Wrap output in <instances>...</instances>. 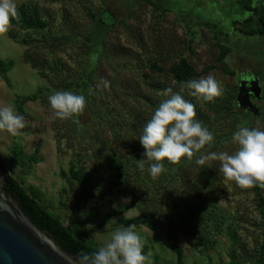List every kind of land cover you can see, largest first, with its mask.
<instances>
[{"label":"rangeland","instance_id":"374dc122","mask_svg":"<svg viewBox=\"0 0 264 264\" xmlns=\"http://www.w3.org/2000/svg\"><path fill=\"white\" fill-rule=\"evenodd\" d=\"M123 1L132 9L128 10ZM248 1L253 5L263 3V0ZM17 4L18 8L22 4L36 8L40 17L49 22L51 35L82 38L93 30L91 15L107 10L114 18L115 24L106 37L108 61H104L97 69L94 83L96 85L101 79H107L110 88L103 92L97 91L98 94L91 99L80 117L83 123L90 125L92 133L88 137L93 134L100 136L109 141V147H118L123 156L137 153L139 159L144 158L145 149L139 141L143 133L140 132L141 128L136 130L135 121H139L137 118L142 116L146 119L144 125L147 124L156 107L148 105L138 96L151 97L158 102L164 99L142 79L144 74H149L148 67L152 62L168 70L179 59H187L201 74L200 77L209 73L215 76L224 87L223 96L230 94L233 89H239L241 76L264 73V39L243 36L235 32L232 25L235 20L243 21L247 18L239 0H17ZM205 23L216 24L218 31L226 34L220 36V41L232 49L225 64L234 73L233 76L225 74L222 65L217 63L220 49L214 33L204 26ZM43 38V35L19 31L14 27L0 35V60L15 63L9 74L10 84L0 77V106L9 103L15 105L17 96L34 94L43 86L51 85V81L60 75L74 73L85 60V52L76 40L66 51L54 52L40 44ZM27 53L38 64V68L26 61ZM210 67L214 69L205 73ZM150 81L165 88L175 87L168 73L162 77L152 76ZM262 86V100L255 102V106L264 112ZM184 94L191 101L194 100L208 117L214 118L202 99L190 96L187 92ZM108 109L114 115H109ZM22 115L28 121L23 136L13 137L6 132L0 133V159L10 169L15 148L20 147L27 156L39 150L41 163L32 168L21 166L12 170V176L24 188L32 186L39 189L41 204L60 216L64 222L67 223L68 218L72 217L85 231L103 226V231L94 235L96 243L101 247L111 238L116 228L127 227L118 224V219L135 220L145 213L154 214L161 223L158 230L136 226V231L145 240L144 253H151L153 264H177L175 248L183 250L184 264H230L231 244L225 234L218 236L215 248L205 254L200 243L181 232L179 225L182 220L180 224L178 222L183 213L181 205L184 193L177 188L163 194L152 190L155 184L160 186V176L157 179L150 177L149 192L154 202H142L135 210L129 209L131 199L119 194H113L99 204L83 203L78 188L63 179L61 173L68 172L73 163L77 169L94 171L97 168L87 135H84L87 139L80 145L75 141L70 142V134L66 131L70 120L53 119L50 106L47 108L39 103L28 104ZM103 119L121 124L119 134L122 143L111 139L112 132L108 127L94 125ZM221 122L222 125L218 124V127L224 129L232 120L223 119ZM257 126L264 130V118L259 121V125L255 122L254 127ZM220 131L212 132L217 137ZM105 146L100 144L99 150L105 149ZM237 147L232 141L215 149L206 146L201 155L214 151H228L231 154ZM82 151V155H77ZM107 154L108 151L105 156ZM204 166L214 174L218 194L216 205L225 216L232 218L244 247L255 251L262 240L261 218L251 189H241L235 182L225 179L218 171V162L207 161ZM186 173L197 181L192 166L188 167ZM94 186L102 192L107 191L108 172ZM162 198L164 201L161 202Z\"/></svg>","mask_w":264,"mask_h":264},{"label":"trees","instance_id":"16d2710c","mask_svg":"<svg viewBox=\"0 0 264 264\" xmlns=\"http://www.w3.org/2000/svg\"><path fill=\"white\" fill-rule=\"evenodd\" d=\"M124 3V1H123ZM107 4V3H106ZM128 10H131V6L124 3ZM239 5L246 13L247 18L243 21L235 20L232 22L235 32L240 33L246 37H261L264 39V0L261 5H253L248 0H239ZM19 20H13V27L19 31L27 33H35L43 35L44 38L39 42L43 47L51 51H66L68 47L75 44V40L79 42L85 52V60L81 64L80 68L74 73H67L60 75L57 79L51 81V85L43 86L36 93L17 96L15 102L16 110L23 114L25 107L28 104L39 103L44 107H49L48 96L58 90H69L77 94L85 95L88 104L91 99L98 94L89 96V88H94L95 80L97 77V69L104 61H108L109 52L107 49L106 37L112 29V25L115 24L114 18L110 15L109 11L105 10L97 15H91L93 22V30L90 34L83 36L82 38L70 37L66 35H51L50 24L48 21L43 20L36 8H32L29 5L22 4L19 8ZM123 25V24H122ZM205 27L214 33V39L220 49L217 63L221 64L225 74L233 76L226 66L225 60L232 53V49L220 41V36L226 35L222 31H218V26L212 23H205ZM76 38V39H75ZM23 45H27L23 43ZM31 47V46H30ZM28 47V48H30ZM26 61L32 63L34 68H38V64H35L31 60V55L26 54ZM15 63L13 61L3 62L0 60V77L3 78L7 84H10L9 74L14 69ZM149 74H144L142 79L148 87L156 94L161 95L164 86L158 83H152L150 78L162 77L164 75L170 76L171 81L175 83L174 90H179V85L182 82L188 80L197 79L201 76L196 69L189 63L187 59L181 58L179 61L173 63L168 70L160 66L156 62H152L149 67ZM214 67H210L205 70V73L213 70ZM239 89H233V91L212 102H205L208 110L214 114V118L208 117L198 106L194 100H190L184 93L186 100L190 101L196 106L197 119L202 122L210 131L221 130L220 134L215 137V144L213 149L219 146L226 145L232 141V136L235 131L241 126L254 127L256 121H260L264 118V112H261L259 117H255L245 110H241L237 105V95ZM152 107H158L161 102L155 101L151 97L144 98L138 96ZM161 98L166 97L161 95ZM87 104V105H88ZM109 115H114V112L110 109L107 110ZM232 120L229 126L221 129L218 124L222 125L221 120ZM139 121L134 126L137 129L141 128L143 133L144 119L142 116L137 118ZM78 121V122H74ZM74 120H70L67 127V134L69 141H75L79 145L82 144L84 139L92 133L90 125L83 123L81 117H74ZM93 123V122H92ZM124 124V122H122ZM93 125V124H92ZM94 125L108 127L112 132L111 139L116 140L118 143H122V138L119 134L120 125L119 122H107L106 119L94 123ZM89 127V128H88ZM87 135L85 137L84 135ZM89 148L91 155L96 159L97 168L94 171H87L85 169H77L73 163L68 172L62 171L61 175L63 179L69 182L71 186L78 188L79 198L85 204H99L103 200L112 196L113 194L124 195L131 199L129 209L135 210L139 208L142 202L153 203L154 199L151 195V175L148 173V166L146 164L145 170L142 172L137 167V160L139 156L137 153L133 156H123L118 147H109V141L101 139L100 136L93 134L88 137ZM60 143V142H59ZM105 146V149L99 150V145ZM96 147V148H95ZM98 147V149H97ZM108 151L107 156H105ZM202 153H197L192 161H188L186 158H182L178 164H171L165 160L164 166L166 171L160 175L162 182L160 186L152 188L158 194L169 193L171 189L177 188L182 190L183 213L179 216V224L182 220L181 232L185 235L193 237L203 247V253L207 254L210 250L215 248V239L225 234L230 241L229 259L230 264H264V189L259 186L250 188L254 196V204L257 212L260 215V229L262 240L260 245L255 251H249L245 248L241 237L232 223V218H228L222 213L215 203L217 192L215 190V178L214 174L204 165H198L195 160ZM82 152H78L77 155H82ZM11 168L7 169L0 159V171L6 174L7 186L6 192L12 195L19 203L21 209L25 215L30 218L35 226L43 231L49 232L62 250L67 253L77 256L80 252L91 253L97 250L100 246L96 243L94 235L103 231V226L93 227L88 231L83 229V226L79 224L74 218L70 217L67 223L62 220L60 216L51 212L44 207L40 202V191L35 187L24 188L23 184L17 181L12 176V170L18 169L21 166L33 167L42 162L40 158L39 150L33 155H24L20 147L15 148L12 151ZM192 166L195 169L196 180H192L191 176L186 173L188 167ZM108 172L109 186L107 191L102 192L99 188L94 186L96 181L102 179ZM196 181V182H195ZM151 190V191H152ZM164 201L163 198L161 202ZM167 204V203H166ZM231 223L228 225V222ZM120 225L143 226L151 231H156L161 226L159 220L153 215L144 214L135 220L130 219H118ZM177 255V264H184L183 250L180 248L174 249Z\"/></svg>","mask_w":264,"mask_h":264},{"label":"clouds","instance_id":"9594fccd","mask_svg":"<svg viewBox=\"0 0 264 264\" xmlns=\"http://www.w3.org/2000/svg\"><path fill=\"white\" fill-rule=\"evenodd\" d=\"M19 15L17 0H0V35L11 30L13 20L18 21ZM109 88L110 81L101 79L94 88H89L88 95ZM185 92L205 102H215L224 95V87L209 73L182 82L179 90L173 87L163 90L161 95L166 99L154 110L139 138L145 152L144 158L137 160V167L143 172L147 164L153 179L166 171L165 160L171 164L180 163L182 158L192 161L206 146L211 148L215 144L214 133L197 119L196 106L185 99ZM48 102L52 118L62 121L83 115L88 104L85 95L69 90L53 92L48 96ZM26 127L28 121L13 104L0 106V133L19 137L24 135ZM232 143L238 145L235 152H209L196 158L195 162L198 165L218 162V171L241 189L256 186L264 189V130L259 126H241L234 132ZM144 247V238L136 231V225L131 224L116 228L111 238L97 250L78 253L75 264H153L151 253L145 254Z\"/></svg>","mask_w":264,"mask_h":264},{"label":"water","instance_id":"95a60500","mask_svg":"<svg viewBox=\"0 0 264 264\" xmlns=\"http://www.w3.org/2000/svg\"><path fill=\"white\" fill-rule=\"evenodd\" d=\"M257 79L247 78L239 86L237 105L255 117L260 110L252 103L262 100ZM6 174L0 171V264H75V256L62 250L54 237L33 224L17 200L6 192Z\"/></svg>","mask_w":264,"mask_h":264},{"label":"flooded vegetation","instance_id":"af4514ba","mask_svg":"<svg viewBox=\"0 0 264 264\" xmlns=\"http://www.w3.org/2000/svg\"><path fill=\"white\" fill-rule=\"evenodd\" d=\"M248 77L251 78V79H254V78L257 79L260 82V85H261V87L263 89L262 85H264V73H261L259 75L248 73V74H246L244 76H241L240 84L242 83L243 80H246ZM250 99H251L252 103L255 105V102H257V100H255L252 95L250 96Z\"/></svg>","mask_w":264,"mask_h":264}]
</instances>
